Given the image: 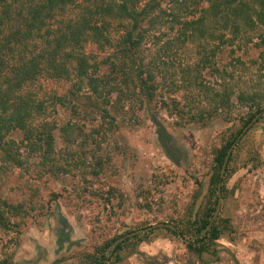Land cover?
Listing matches in <instances>:
<instances>
[{
    "label": "rangeland",
    "instance_id": "374dc122",
    "mask_svg": "<svg viewBox=\"0 0 264 264\" xmlns=\"http://www.w3.org/2000/svg\"><path fill=\"white\" fill-rule=\"evenodd\" d=\"M207 6L191 0L162 3L160 23L140 55L159 85L151 103L136 87L137 80L125 91L133 94L132 99L125 98L123 103L115 94L100 101L84 87L76 99L69 98L66 107L56 105L51 117L32 120L41 128L54 122L58 127L52 166L46 165L42 153H35L29 154L23 168L12 167L2 161L0 151V205L21 206L20 214L11 218L13 228H0V263L90 264L89 257L100 254L112 240L163 222L178 225L187 232V239L193 238L189 231L213 202L214 158L248 116V110L239 105L231 119L219 115L201 123L170 112L175 106L172 101L188 103L185 80L209 79L207 71L201 76L195 72L205 41L183 43L180 38L190 12L198 10V14ZM116 30L117 39L123 29ZM258 34L252 35L251 42L237 40L234 47L218 53L217 66L229 72L234 70L233 59L247 65L252 60L263 63L262 75L254 70L240 73L246 84L232 83L236 93L253 86L251 79L261 81L264 89V47H257ZM218 44L216 40L209 46ZM88 50L98 61L113 53L111 49L101 53L95 45ZM210 81L218 88L216 78ZM72 85L71 80L41 78L24 91L47 100L55 94L68 97ZM92 103L107 108L109 118L102 119ZM68 123L72 126L65 133ZM21 137L16 131L10 139ZM216 222L221 237L201 244L205 253L200 255L180 238L157 229L127 243L118 255L120 260L110 259L109 264H264V119L234 151Z\"/></svg>",
    "mask_w": 264,
    "mask_h": 264
},
{
    "label": "trees",
    "instance_id": "16d2710c",
    "mask_svg": "<svg viewBox=\"0 0 264 264\" xmlns=\"http://www.w3.org/2000/svg\"><path fill=\"white\" fill-rule=\"evenodd\" d=\"M166 1L0 0L2 161L12 167L23 168L29 154L42 153L46 165L52 166L56 152L54 131L58 127L54 122L47 123L41 128L34 125L32 120L38 117H51L56 105L66 107L70 97L76 99L84 87H87L100 101L115 94L119 102L123 103L125 98L132 99L133 94H127L125 91L129 89L131 83L136 85L137 80L136 87L140 89L146 102L151 103L159 85L155 84L156 77L152 67H148L140 60V55L149 34L160 23L159 11L162 3ZM205 2L207 7H202L198 14H196L198 10L190 12L187 20L183 22L180 38L183 39V43L205 41V45L199 48V60L195 72L201 76L207 71L209 79L205 76L201 78L195 76V79L185 80L188 103L181 105L174 100L172 103H175V106L170 112L180 119L189 117L191 123H201L206 118L215 119L219 115L224 119H231L234 108L239 105L248 110V116L238 133L217 152L214 158L215 172L211 179L213 202L205 209L195 229L189 231L192 235L200 234L213 218L218 203L221 169L228 150L247 124L256 114L264 110V89L260 84L261 81L254 82L251 79L253 86L235 92L241 81L246 84L243 80L245 76L240 73L245 74L254 70L255 73L262 75L263 63L258 64L259 61L252 60L248 63L250 65H247L239 58L233 59L234 70L229 72L226 68L220 69L216 61L221 49L227 46L234 47L237 40L241 39H248L251 42L252 35L258 32L260 44H257V47H264V0H191V3ZM185 9L189 10L190 6L186 5ZM116 23L117 26H114ZM215 26L217 30L219 29L217 34ZM116 29L118 31L123 29L120 30L122 36L117 39ZM216 40L219 43L217 46L214 48L209 46ZM90 45H95L101 53H105L108 49L113 50V53L98 61L97 56L89 52ZM232 53L235 51L232 50ZM103 68L107 69V73L102 74ZM237 73L240 76H237ZM41 78L52 81L71 80L73 87L68 97L55 94L47 100H41L34 95L26 94L24 89L36 84ZM213 78L217 79L218 88L214 83L209 82ZM234 82L237 83L236 87L232 85ZM74 102L75 100H71L72 105ZM107 103L109 102L103 105ZM206 103H208L207 107ZM101 106L100 103H92L91 108L96 111L98 109L102 119H108L107 108ZM263 119L264 116L258 123ZM66 125L68 127L64 128V132L68 133L69 126L72 125L70 123ZM16 131L22 136L18 141L10 139L12 133ZM233 155L234 152L222 180V198ZM54 197L57 198L56 195ZM20 211L21 206L7 203L0 205V228L12 229L11 218L19 215ZM163 223L173 224L185 238L188 237L187 232L178 225L172 222ZM163 229L171 236L179 238L176 232ZM192 235L191 237H194ZM121 237L101 248L100 254L90 256V264H104L108 250ZM141 237L143 235L125 241L116 248L111 259L115 258L119 261L118 255L123 247ZM220 237L221 230L215 222L212 230L204 238L186 246L190 251L200 255L205 253L201 244L208 239L217 241ZM0 264L11 263L3 261Z\"/></svg>",
    "mask_w": 264,
    "mask_h": 264
},
{
    "label": "water",
    "instance_id": "95a60500",
    "mask_svg": "<svg viewBox=\"0 0 264 264\" xmlns=\"http://www.w3.org/2000/svg\"><path fill=\"white\" fill-rule=\"evenodd\" d=\"M264 116V110L258 114H256V116L251 120V122H249L247 124V126L242 130V132L240 133V135L238 136V138L236 139V141L232 144V146L230 147V149L228 150L226 157L224 159V163L221 169V174H220V181L218 184V203L216 206V210L215 213L213 215V218L211 219L209 225L197 236L187 239L185 238L181 232L178 230V228L176 226H174L173 224H169V223H159L153 226H150L148 228L145 229H141V230H137L131 233H128L124 236H122L121 238H119L118 240H116L114 242V244L112 245V247L109 249L108 254L106 256V260L104 262V264H109L110 259L112 258L113 254L115 253V250L117 247H119L121 244H123L125 241L130 240L134 237L137 236H141L147 233H150L154 230L157 229H169L173 232H176L179 236V238L185 243V244H191L193 242H196L202 238H204L213 228L216 220L218 219L220 213H221V209H222V180L225 177L226 174V170L229 164V161L231 159V156L233 154V152L235 151V149L237 148V146L240 144V142L243 140V138L250 132V130L259 122V120Z\"/></svg>",
    "mask_w": 264,
    "mask_h": 264
},
{
    "label": "crops",
    "instance_id": "0c3cea01",
    "mask_svg": "<svg viewBox=\"0 0 264 264\" xmlns=\"http://www.w3.org/2000/svg\"><path fill=\"white\" fill-rule=\"evenodd\" d=\"M169 264H175L174 262H170Z\"/></svg>",
    "mask_w": 264,
    "mask_h": 264
}]
</instances>
